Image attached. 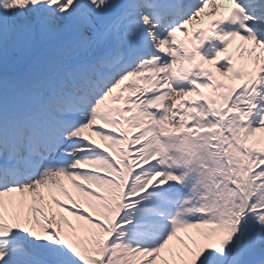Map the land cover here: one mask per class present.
<instances>
[{
	"label": "snow or ice",
	"instance_id": "6c2138e0",
	"mask_svg": "<svg viewBox=\"0 0 264 264\" xmlns=\"http://www.w3.org/2000/svg\"><path fill=\"white\" fill-rule=\"evenodd\" d=\"M35 37L50 54L10 83ZM258 252L264 0H0V264Z\"/></svg>",
	"mask_w": 264,
	"mask_h": 264
},
{
	"label": "rangeland",
	"instance_id": "374dc122",
	"mask_svg": "<svg viewBox=\"0 0 264 264\" xmlns=\"http://www.w3.org/2000/svg\"><path fill=\"white\" fill-rule=\"evenodd\" d=\"M37 38L38 43L32 40L23 47L9 49L4 70L10 83L23 78L30 69L38 67L50 54L52 42ZM25 61L27 65L24 64ZM258 256L264 259L259 252L251 259L257 260Z\"/></svg>",
	"mask_w": 264,
	"mask_h": 264
},
{
	"label": "bare ground",
	"instance_id": "6f19581e",
	"mask_svg": "<svg viewBox=\"0 0 264 264\" xmlns=\"http://www.w3.org/2000/svg\"><path fill=\"white\" fill-rule=\"evenodd\" d=\"M33 40H34L35 43L36 42L38 43V38L37 37H35ZM232 47L234 48V45ZM260 259H262V258L260 256H258L257 257V261L260 260Z\"/></svg>",
	"mask_w": 264,
	"mask_h": 264
}]
</instances>
